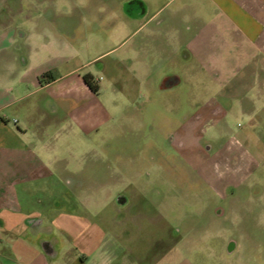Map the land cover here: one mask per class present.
<instances>
[{
    "label": "rangeland",
    "instance_id": "1",
    "mask_svg": "<svg viewBox=\"0 0 264 264\" xmlns=\"http://www.w3.org/2000/svg\"><path fill=\"white\" fill-rule=\"evenodd\" d=\"M120 1L0 0V48L4 33L10 40L17 30L28 34V43L44 34L63 35L66 48L68 44L78 48L79 54L65 55L59 71L47 65L40 78L43 85L94 58L104 64L102 71L94 72L100 80L97 95L70 86L68 79L58 85L57 114L43 104L47 91L10 105L22 92L0 88L1 204L9 209L13 194L19 209L31 215L27 219L43 220L48 235L58 241L56 248L64 238L54 232L53 217L73 212L85 218L90 229L81 245H100L108 264H264L254 248L257 245L246 246L247 239L255 242L247 234H264L263 208L258 199L245 202L240 197L249 193L245 187L254 185L255 178H264V75L254 66L256 58L249 57V46L242 52L245 56L237 53L235 45L242 37L208 0H146L149 15L162 7L180 12L188 22L201 23L209 40L222 38L225 44V74L218 81L215 71L193 74L188 106L180 109L177 96L152 92L141 83L145 76L132 74L137 64L151 63L155 39L147 29L122 44L128 32L125 27L94 31L84 20L82 8L92 16L104 8H119ZM49 8L55 13L45 21ZM11 51L0 53V73H6ZM258 62L264 69V60L259 57ZM199 106L223 110L221 117L210 116L202 130L206 139L231 148L223 152L224 162H232L230 169L224 163L217 167L216 158L202 157L193 147H175L164 135L172 131L173 118ZM239 164L243 169L234 174L232 167ZM225 181L240 184L225 189ZM230 190L238 197L229 198ZM119 196L128 200L125 208L117 205ZM225 201L228 213L221 220L214 207ZM20 223L18 232L23 233L25 221ZM232 230L245 239L229 255ZM26 234L38 244L43 237Z\"/></svg>",
    "mask_w": 264,
    "mask_h": 264
},
{
    "label": "crops",
    "instance_id": "2",
    "mask_svg": "<svg viewBox=\"0 0 264 264\" xmlns=\"http://www.w3.org/2000/svg\"><path fill=\"white\" fill-rule=\"evenodd\" d=\"M208 1L213 8H217L221 13L226 14L228 19L232 21L234 28H236L238 37H242V41L245 42L243 43L241 40L237 41L235 45L237 53L242 54V52H246L245 49L249 46L248 50L252 51L249 57L253 56L256 58V60H253L255 64L254 66H257L259 69L258 71L261 70L264 75V69H261V63L258 62L259 57L260 60H264V0ZM143 2L146 6L144 17L127 15L121 23V28L123 29L125 27V30L128 31L126 32V38L122 41V44L129 40V38L135 33L140 32V30H145L147 26L146 24L154 22L160 10L163 8H159L153 14L149 15L147 2L146 0H143ZM147 30L149 31V35L153 37V30H151V28H147ZM17 32L18 30L12 35L10 40L7 38L8 34L4 33V37H6L4 40L5 43L0 48L1 54L12 50L7 56V63L4 65V71L6 73H0V88L8 93H14L19 90L22 92L21 96L16 97L8 104L11 105L17 101L47 91L49 94L44 96L43 104L51 114H57L58 108L52 103V101L61 100V98H57L55 93H57L58 85L66 79L69 80L70 86L74 87L75 85H78L80 89L85 90L91 96L95 95L82 85L78 76L74 80L73 77L76 75L75 69H72L65 74L54 76V79L50 82H46L44 85L40 81V78H43V72L49 68L47 65H50L51 70L59 71V68L65 61L66 54H68V57H71L79 53L78 48L73 47L72 44H68L70 45V48H66L63 35L46 36L44 34L42 36L40 35L39 38L32 39V41L28 43L29 36L27 33H24L20 36L19 40L23 50L21 51V49L19 50L15 47L17 43ZM112 34L113 33H111L109 38L110 40L113 38ZM251 46L252 48H250ZM115 48L116 47L109 48L105 53L113 52ZM226 55L227 52L225 51V44L222 41V38L219 40H209L204 48L195 53V60L190 65L192 75L195 74L196 71H202L205 73L215 71L217 76L216 80L218 81V78L225 74L222 65ZM243 56H245V54ZM151 66L152 64L148 61L141 62L139 63V67L137 64L136 68H132V71L134 70L132 74L134 75L137 73L136 76L138 77H146L150 72ZM0 71H3V64L0 67ZM34 72V79H31L29 76ZM239 73L240 71H238V75ZM25 77L29 79L24 81ZM256 77H258V74L255 71L254 78ZM143 82L141 83L143 84ZM72 102L78 104L79 100L74 101L73 99ZM262 162V165H264V161ZM256 164L260 167L259 163ZM224 165L227 169L231 168L227 161ZM232 169L235 174L238 170L241 171L243 168L239 164L235 168L233 166ZM255 179L256 181L254 185L245 187L250 190L248 193V200L258 199L264 212V178L261 179L260 177H257ZM20 180L21 179H17L16 181L18 182ZM225 183L233 184L234 186L240 184L235 181H225ZM11 199L13 200H11V206L8 207L9 209L3 207L0 201V264H108V256L102 251L100 245H93L92 247H84L81 245L83 237H87L86 233L90 229V226L85 218L78 217L73 214V212H62L56 217H53L54 232L59 233L65 241L62 239L61 245L56 248V254L54 256H48L46 252H44L42 245L36 242L34 243L26 233L18 232L22 226L20 222L26 221L28 216L31 215H29V213L27 215L25 211L22 212V210L19 209L16 205L13 194ZM260 217V220H264V213L261 214ZM23 230H25V228H23ZM243 236L244 235H241L236 249L229 250L227 248V253L229 255H234L238 249L242 247V239H245V236ZM63 243L69 245L68 248L70 251L66 249V245ZM247 245H250L248 241L246 243V246ZM63 256L67 258V261L65 260L66 262H64V260L62 262Z\"/></svg>",
    "mask_w": 264,
    "mask_h": 264
},
{
    "label": "flooded vegetation",
    "instance_id": "3",
    "mask_svg": "<svg viewBox=\"0 0 264 264\" xmlns=\"http://www.w3.org/2000/svg\"><path fill=\"white\" fill-rule=\"evenodd\" d=\"M118 7L119 8H104L103 11L100 12L95 11L92 16L85 11L88 8H82V13L85 14L84 20H87V23L93 28L92 30L100 31L102 29L108 30V27L111 28V30H113V28H119L123 19H125L127 15L144 17L146 12V6L143 0H121ZM54 13L55 11L49 8L44 14L46 16H44V20L47 21ZM69 16L74 19L75 13L71 12ZM58 21L59 25L62 26L64 23V17L60 16ZM146 25V29L151 28L154 32L153 38L155 39V51L151 55L152 66L150 72L145 77L142 85L148 90L158 94H174L173 96H177L178 104H180V109H182L184 104L188 106L190 93L193 87L190 79L193 77L190 65L195 60V53L204 48L208 43L210 34H206V31L204 30L205 28L201 23L188 22L187 17L180 12H167L165 8L160 10L154 22ZM111 32H109L110 35L108 38H110ZM24 33L25 32L22 30H18L17 32V43L15 47L19 50L21 49V51L23 50L19 40L20 36ZM104 42H107L106 38ZM103 69L104 64L101 60L94 58L79 68H76L75 72L80 78L82 85L97 95L100 80L95 78L94 72L96 70L102 71ZM183 100L186 102H183ZM60 102L61 100L52 101V103L57 106L58 111L60 110ZM220 115H223V110L220 106L209 108L199 106L194 110L188 108L171 120L169 126L172 127V131H165L164 135L168 137V140L175 147L179 146L178 148H180L185 146L187 149L193 147L196 153H199L202 157L216 158L217 167H220L221 164L225 163L223 152H226L227 145H225L226 143L224 142L218 145L214 139H206L202 130L203 124L210 116L217 117ZM228 164L230 167L232 166V162H229ZM70 183L71 181L67 180V184ZM223 185L225 189L227 187H235L233 184L229 183H224ZM227 195L228 194L223 192L222 198H226ZM237 197L238 195L236 191L230 190L229 198L234 199ZM240 197L243 198L245 202L248 200V194L244 196L241 195ZM116 199L117 205L120 208H125L127 206L128 200L126 197L119 196ZM226 201L217 205V207H214L215 214H217V217L221 220L224 219L228 213L227 206L229 205V202ZM23 228H25L23 233L28 232V234L36 237L43 234L39 244H41L50 254L55 252L58 241L52 234L48 235L50 229L40 225L38 218L27 219L23 224ZM45 234L48 235L47 238L44 237ZM247 235L249 236L248 238L254 236L252 237L255 238L254 243L250 239L247 240L249 244L257 245L254 248L259 252L260 258L264 260V234L258 233L254 235L251 233ZM240 237L241 235L237 231L232 230L229 235L227 248L229 250L236 249Z\"/></svg>",
    "mask_w": 264,
    "mask_h": 264
},
{
    "label": "water",
    "instance_id": "4",
    "mask_svg": "<svg viewBox=\"0 0 264 264\" xmlns=\"http://www.w3.org/2000/svg\"><path fill=\"white\" fill-rule=\"evenodd\" d=\"M39 219V224L42 225L43 224V220L38 218ZM29 220V219H28ZM44 252H46V254L50 257L54 256L56 254V252H53L52 254H50L44 247H42Z\"/></svg>",
    "mask_w": 264,
    "mask_h": 264
}]
</instances>
